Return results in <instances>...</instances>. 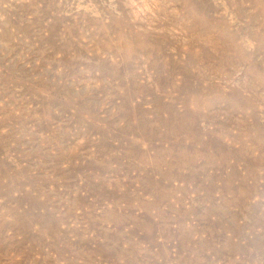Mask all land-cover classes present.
Masks as SVG:
<instances>
[{"label":"rangeland","instance_id":"1","mask_svg":"<svg viewBox=\"0 0 264 264\" xmlns=\"http://www.w3.org/2000/svg\"><path fill=\"white\" fill-rule=\"evenodd\" d=\"M263 12L0 0V264H264Z\"/></svg>","mask_w":264,"mask_h":264},{"label":"bare ground","instance_id":"2","mask_svg":"<svg viewBox=\"0 0 264 264\" xmlns=\"http://www.w3.org/2000/svg\"><path fill=\"white\" fill-rule=\"evenodd\" d=\"M264 13V12H263ZM179 18V17H178ZM181 20V19H180ZM208 30V29H207ZM212 31V30H211ZM195 33V32H194ZM209 35V34H208ZM216 35V34H215ZM204 36V35H203ZM246 36V35H245ZM209 39H210V37H209ZM225 39V38H224ZM207 40V39H206ZM205 40V41H206ZM215 41V40H214ZM192 42V41H191ZM212 42V41H211ZM216 42V41H215ZM229 42V41H228ZM160 43V42H159ZM221 44V43H220ZM125 46V45H124ZM215 46V45H214ZM234 46V45H233ZM131 47V46H130ZM130 47H128V48H130ZM157 47H159V46H157ZM212 47V46H211ZM221 47V46H220ZM55 55V54H54ZM127 55V54H126ZM241 56V55H240ZM244 57V56H243ZM228 63V62H227ZM246 75V74H245ZM191 100V99H190ZM188 103V102H187ZM194 103V102H193ZM183 124V123H182ZM181 124V125H182ZM197 124H198V122H197ZM195 130V129H194Z\"/></svg>","mask_w":264,"mask_h":264}]
</instances>
